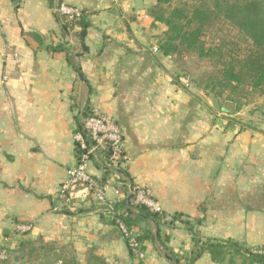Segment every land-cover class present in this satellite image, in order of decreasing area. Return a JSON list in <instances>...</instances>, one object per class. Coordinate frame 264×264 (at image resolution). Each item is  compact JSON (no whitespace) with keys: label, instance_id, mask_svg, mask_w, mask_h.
<instances>
[{"label":"crops","instance_id":"crops-1","mask_svg":"<svg viewBox=\"0 0 264 264\" xmlns=\"http://www.w3.org/2000/svg\"><path fill=\"white\" fill-rule=\"evenodd\" d=\"M59 3L82 11L83 44L80 27L65 28L55 13ZM154 4L0 0V245L41 236L82 259L93 251L107 264H137L101 206L53 211L76 165L73 134L94 109L116 120L124 148L116 163L93 157L89 173L108 200L122 204L139 186L162 208L158 235L155 221L134 227L154 236L142 264H264L245 252L264 248V115L240 121L242 111L225 115L202 90L173 80V61L157 50L166 28L149 16ZM209 243L224 254L212 255Z\"/></svg>","mask_w":264,"mask_h":264},{"label":"trees","instance_id":"trees-1","mask_svg":"<svg viewBox=\"0 0 264 264\" xmlns=\"http://www.w3.org/2000/svg\"><path fill=\"white\" fill-rule=\"evenodd\" d=\"M172 1L155 0V4L148 9L153 22L166 28L156 41L157 50L161 55L169 57L173 62L190 55L210 63L212 71L205 73L203 78L200 77L193 83L197 89L209 96L214 106L225 115L239 113L250 103L254 95L264 96V0H201L196 6L181 4L170 8ZM216 20H223L237 29L249 42L248 45L240 48L239 45L222 42L206 46L203 35ZM74 25L80 27L78 38L83 44L89 25L83 20V14L80 20L65 23L64 27L68 29ZM50 50L56 52L62 48L58 46ZM175 81L179 83L178 80ZM118 207L127 214L124 221L128 227L134 228L137 222L146 220L155 221L156 234H159L158 216L149 213L143 207L135 206L132 203V195L129 202L125 200L122 204L118 203ZM153 239L154 236L149 230H143L137 236L143 251L144 242H151ZM230 245L237 247L234 244ZM206 246L212 255L224 254V248L220 244L209 243ZM71 247L68 244L57 248L54 242L47 241L41 236L21 237L13 249L0 245V249L7 248L10 254H16L15 258L11 255L8 262L0 264H79L76 252ZM204 250L201 248L193 253L191 262L193 263ZM245 252L250 255V261L264 263V248ZM129 255L132 261H135L130 253ZM84 259L85 264H107L93 251L87 252ZM175 263L179 264L178 261Z\"/></svg>","mask_w":264,"mask_h":264},{"label":"built area","instance_id":"built-area-1","mask_svg":"<svg viewBox=\"0 0 264 264\" xmlns=\"http://www.w3.org/2000/svg\"><path fill=\"white\" fill-rule=\"evenodd\" d=\"M58 17L66 23L80 20L82 11L74 6L59 3L55 9ZM2 26L0 23V36ZM4 76L2 81H6ZM1 81V82H2ZM73 142L77 151L76 165L66 173V179L59 187L56 194L58 205L53 208L54 212L69 210L75 202L91 200L101 206L105 219L117 230L126 243L129 253L137 263L144 261V251L137 241L138 234L135 229L125 224L126 213L118 207V203L108 200L105 194V186L100 179L91 175L88 171L90 160L103 155L107 162L116 163L124 148V140L116 120L97 110H90L83 118L80 130L73 134ZM107 155V157H106ZM132 203L148 210L149 213L162 216V208L151 195L147 188L133 187L131 189ZM18 232L29 231V226H18ZM260 253H263L260 251ZM11 254L7 248L0 249V262H8Z\"/></svg>","mask_w":264,"mask_h":264},{"label":"rangeland","instance_id":"rangeland-1","mask_svg":"<svg viewBox=\"0 0 264 264\" xmlns=\"http://www.w3.org/2000/svg\"><path fill=\"white\" fill-rule=\"evenodd\" d=\"M201 0H173L170 4V8H175L181 4L186 6H196ZM208 1V0H205ZM203 40L206 46H214L221 44L222 42L228 45H239L240 48H244L248 45V41L245 40L242 34L238 32L233 26L223 20L214 21L213 25L207 29L203 35ZM174 68L172 71L173 80H178L184 85H187L193 92L199 90L194 86V81H197L200 77H204L205 73L212 71L210 63L206 61H200L194 56H183L176 62H173ZM250 103L242 108L240 115L236 117L241 121L244 117L253 116L254 120L263 119L264 115V96L254 95ZM54 242V241H50ZM57 248L62 246H68V244H58ZM14 247V244H12ZM72 248V247H71ZM75 252V249H73ZM79 264H85V259L77 257Z\"/></svg>","mask_w":264,"mask_h":264},{"label":"water","instance_id":"water-1","mask_svg":"<svg viewBox=\"0 0 264 264\" xmlns=\"http://www.w3.org/2000/svg\"><path fill=\"white\" fill-rule=\"evenodd\" d=\"M64 29V28H63ZM130 200V197L127 199V201L129 202ZM12 257L15 258L16 257V254L15 253H11Z\"/></svg>","mask_w":264,"mask_h":264}]
</instances>
